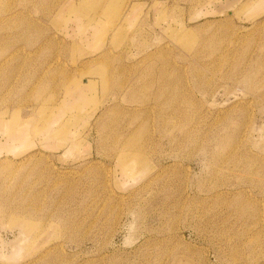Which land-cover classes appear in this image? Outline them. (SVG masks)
Returning <instances> with one entry per match:
<instances>
[{"label":"rangeland","instance_id":"rangeland-1","mask_svg":"<svg viewBox=\"0 0 264 264\" xmlns=\"http://www.w3.org/2000/svg\"><path fill=\"white\" fill-rule=\"evenodd\" d=\"M0 264H264V0H0Z\"/></svg>","mask_w":264,"mask_h":264},{"label":"bare ground","instance_id":"bare-ground-1","mask_svg":"<svg viewBox=\"0 0 264 264\" xmlns=\"http://www.w3.org/2000/svg\"><path fill=\"white\" fill-rule=\"evenodd\" d=\"M126 166V165H125Z\"/></svg>","mask_w":264,"mask_h":264}]
</instances>
